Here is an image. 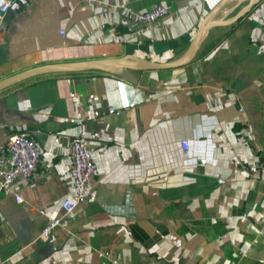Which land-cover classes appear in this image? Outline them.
Listing matches in <instances>:
<instances>
[{
  "label": "crops",
  "instance_id": "0c3cea01",
  "mask_svg": "<svg viewBox=\"0 0 264 264\" xmlns=\"http://www.w3.org/2000/svg\"><path fill=\"white\" fill-rule=\"evenodd\" d=\"M250 1L30 0L6 17L0 80L40 65L129 54L171 61L203 21L221 23L191 63L134 70L137 83L101 71L53 73L0 91V149L27 132L43 151L33 179L0 193V261L264 264V170L253 172L264 161L262 1L229 22ZM120 2L139 11L164 2L171 13L140 29L108 7ZM83 132L98 191L57 230L53 250L42 229L74 194L69 140Z\"/></svg>",
  "mask_w": 264,
  "mask_h": 264
},
{
  "label": "built area",
  "instance_id": "2783aa9c",
  "mask_svg": "<svg viewBox=\"0 0 264 264\" xmlns=\"http://www.w3.org/2000/svg\"><path fill=\"white\" fill-rule=\"evenodd\" d=\"M29 1L30 0H0V31L3 28L6 17L9 14L19 12L29 4ZM262 6L264 8V0H262ZM108 7L121 10L126 16H129L140 29L154 28L162 19L171 13V6L164 2H159L148 9L140 11L133 9V7L126 2L110 3ZM60 33L65 34V30L62 29ZM93 79H95V77ZM71 99L76 103L79 99V95L77 93H72ZM219 102L220 101L217 100V103ZM240 111L245 112V107L243 105H240ZM249 134L253 143L256 142L251 130ZM182 146L185 147L182 151L186 152L188 149V140L186 138L182 139ZM255 146L260 147L257 143H255ZM69 147L75 174L74 194L73 196L66 197L62 201L61 214L51 218L42 229V236L52 243L53 250H58L59 247L57 230L61 227H65L77 207L85 205L98 191L95 185L97 168L90 137L84 132L73 136L69 140ZM42 153L41 147L30 133L17 132L10 135L5 145L0 149V193H14L12 186L17 179H33L36 175ZM258 167H262L264 170V161L263 163L256 164L253 172H256ZM216 182L218 185H222L225 180L221 177H217ZM15 195L18 201L23 200L20 194L15 193ZM263 228L264 225L260 227V229ZM257 241L258 240L255 239V242ZM17 253L21 254L22 251L19 250ZM102 255L108 256V253L104 252ZM0 264H5V262L0 261Z\"/></svg>",
  "mask_w": 264,
  "mask_h": 264
},
{
  "label": "water",
  "instance_id": "95a60500",
  "mask_svg": "<svg viewBox=\"0 0 264 264\" xmlns=\"http://www.w3.org/2000/svg\"><path fill=\"white\" fill-rule=\"evenodd\" d=\"M262 0H252L241 11L235 15L229 22H235L244 16L254 5ZM215 11H213V14ZM221 21H215L212 17L203 21L197 28L195 35L186 51L178 58L171 61H160L150 57H143L137 54H129L118 58H102L83 61H72L53 63L32 67L0 80V91L13 85L26 81L28 79L53 73H77L88 71L108 72L122 77L123 79L137 83L138 77L134 70H162L185 66L191 63L197 56L204 38L212 27L220 24Z\"/></svg>",
  "mask_w": 264,
  "mask_h": 264
},
{
  "label": "bare ground",
  "instance_id": "6f19581e",
  "mask_svg": "<svg viewBox=\"0 0 264 264\" xmlns=\"http://www.w3.org/2000/svg\"><path fill=\"white\" fill-rule=\"evenodd\" d=\"M236 6V5H235Z\"/></svg>",
  "mask_w": 264,
  "mask_h": 264
}]
</instances>
